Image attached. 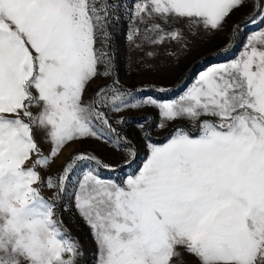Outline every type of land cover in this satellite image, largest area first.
Segmentation results:
<instances>
[{"label":"snow or ice","instance_id":"snow-or-ice-1","mask_svg":"<svg viewBox=\"0 0 264 264\" xmlns=\"http://www.w3.org/2000/svg\"><path fill=\"white\" fill-rule=\"evenodd\" d=\"M247 3L133 0L127 39L152 49L149 57L174 43L166 55L179 60L201 30H223ZM120 6L0 0V264H78L82 247L60 215L70 189L96 264H187L185 254L196 264H264V29L178 97L137 98L113 75ZM256 15L264 22V0L251 22ZM100 76L108 82L89 94ZM141 106L158 109L161 128L188 125L176 124L163 143L145 135L147 159L137 172L105 178L101 169L114 166L74 151L45 175L65 149L87 139L115 137L134 156L111 114Z\"/></svg>","mask_w":264,"mask_h":264},{"label":"rangeland","instance_id":"rangeland-1","mask_svg":"<svg viewBox=\"0 0 264 264\" xmlns=\"http://www.w3.org/2000/svg\"><path fill=\"white\" fill-rule=\"evenodd\" d=\"M117 2L121 6L117 10L118 19L113 22L111 29V51L115 65L113 75H118L120 84L133 90L137 98L151 96L158 100H169L178 97L192 84L200 72L211 65L236 58L249 34L264 29V22L260 15H256L255 22L249 19L254 14V4L258 5L259 0H248L245 7L231 15L223 30L217 32L201 30L192 40L191 51L187 55H182L179 60L166 55V50L179 47L174 43L155 49L156 55L149 57L146 53L152 49L147 45L137 48L127 39L131 27L128 9L132 7L133 0H117ZM233 29L237 30L233 31ZM107 82L102 76L97 77L89 86L88 93L91 94L98 86ZM161 88L168 91H160ZM111 116L113 127L131 142L135 150L134 156H129L127 147L117 148L113 143L115 137L111 140L87 139L65 149L63 155L52 164L45 175L55 174L74 151H86L88 154L95 155L104 164L114 166V170L101 169L105 178L122 181L129 174L137 172L147 159L148 141L145 135L151 136V142L163 143L176 124L188 125L187 121L178 120L161 128L159 126L161 117L155 107L141 106L112 113ZM121 117L124 118V122L116 123ZM89 167H95V165L90 164ZM70 193L71 189L69 195L62 198L61 218L72 236L78 238L82 247L83 255L78 258V264H96V244L91 230L77 214ZM45 195H51V193L45 189ZM184 259L187 264H196L195 258L189 254H185Z\"/></svg>","mask_w":264,"mask_h":264}]
</instances>
